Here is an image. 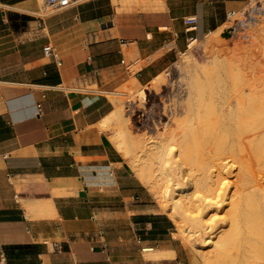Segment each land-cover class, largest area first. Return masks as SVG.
<instances>
[{
    "label": "crops",
    "instance_id": "obj_1",
    "mask_svg": "<svg viewBox=\"0 0 264 264\" xmlns=\"http://www.w3.org/2000/svg\"><path fill=\"white\" fill-rule=\"evenodd\" d=\"M124 1L41 21L35 0H0V264H187L103 124L133 66L147 80L246 0Z\"/></svg>",
    "mask_w": 264,
    "mask_h": 264
},
{
    "label": "rangeland",
    "instance_id": "obj_2",
    "mask_svg": "<svg viewBox=\"0 0 264 264\" xmlns=\"http://www.w3.org/2000/svg\"><path fill=\"white\" fill-rule=\"evenodd\" d=\"M113 1L115 3L117 2V0ZM35 2L37 4L35 10L29 13L30 16L38 19L36 17V12L39 10L43 0H35ZM120 2L122 3L123 0H120ZM100 5L103 6V4ZM67 12L68 11L57 13L53 16L47 17L45 20H48V18L51 17L63 18L65 16L66 18H68L72 15V13ZM229 23L230 22L226 21L225 17V23L220 28L206 35L201 40H195L194 43L189 46L188 50L180 52L170 61L163 60L162 63L149 71L146 76L147 80L137 78V71L140 68V63L133 66L131 68L130 78L126 80L120 87H118L114 91L113 95H111L114 103V108L111 114L107 116L103 124L105 128L110 129L112 139L114 137H117L116 135H118V128L121 126L123 130L122 137L124 138V150L121 151L123 152L121 154L126 164L132 169L135 175L144 184L147 191L146 198L149 200L152 208L156 211L161 212L171 220L174 227L173 231L176 232L175 234H173V236L182 240L184 246L186 247L187 254L186 252H184L183 257L187 264L188 262H190V264H255V262L256 264H264V251H261L264 250V232L262 233V231L264 230V197L262 195L264 194L261 192L259 194L258 188L256 189V191H254V196L252 197L253 199H249L251 197L250 194V197L248 195H244L245 199L248 200L246 201V204H244L245 199H243V201L242 198H240L241 200L239 201L246 205L244 206L246 208L241 205V202H238V204L240 203L239 205H241L245 209V211L249 213L250 218L247 217V219L244 216L243 220L240 216L244 213H247L244 211V209H241V206H238V208L240 209H237V206L234 204L233 208H231L232 204L230 202L226 203L228 199L223 200L219 198L220 194H223L229 187H231H228L229 184H232L231 182H229V179H231V181L234 180L233 173H230L228 175L227 172L226 174L228 175V181H225L223 183L222 188L220 189L218 194L212 195L214 197L217 196L218 198H214V200L210 201L207 204L202 203V205L200 206L203 213V218H201V223H198L197 221V225L199 228L198 231L200 232V235H198L195 233V229L192 226L190 227V225H186L185 222H182V224L176 222L170 214V209H173V202L177 199H180V191L188 190V193H192L191 195L195 193L193 192V185L187 179H183V175L180 176V174L178 176L179 179L175 177H168L169 181H171V183L168 181V183H170L169 186H173V189L171 193V189H169L170 187H168L170 193L168 192L166 194V197L164 198H167V200L164 201V198L161 199L157 197V195H155V192H153L149 188V186L146 185L145 182H143V178H141L143 177V175L142 171H140V167H146V171L150 168L154 170L159 167L158 154L150 153L149 155V150L147 149L148 146L146 147V145L145 151L141 150V140L146 144L151 137L155 140L161 139L162 132H164L165 134V132H169V130L171 129L165 128V126L168 125V122L172 124V128H176L177 120L184 117L183 115H179L177 119L175 118L173 120L162 117V98L169 100L172 99V97L173 99L175 97L176 99L180 97L179 93L181 91L178 90V88L179 85L181 86L184 82V74L182 75L180 73L182 69L176 66L181 67L182 59H186L185 61H188V67L189 69H191V73L193 74L191 82H193V84L195 85H198L196 86V89L200 86V88H198L199 91L197 92V96L206 101L209 97L212 100L218 99V94L220 95V92H222V90H224L225 88L230 89L232 86L231 84H233V82L235 81L234 79L236 78L234 75V71L241 66V69L243 71L248 69L247 67H249V64L251 65V68L257 69V74H260V77L258 75V83L260 86H264V16H262L259 21L250 29V37L248 39L240 38V36L233 38L231 36L224 37L223 32ZM60 24L61 22L57 23V25ZM200 69H202L203 71ZM205 70H207V72ZM196 72L199 73L198 77L194 76ZM233 75L235 78L232 77ZM242 77L244 78V76ZM243 78L241 81H243ZM209 80L210 82H208ZM235 85H237V83ZM155 86H157V88H154ZM201 91L203 92L201 93ZM174 94H176L177 96ZM200 94L203 97H201ZM210 94H213V96H210ZM210 98L209 100H211ZM211 103H213V101H209L208 105H214ZM118 108H122L123 110L121 119L116 113V110ZM156 111H158L159 113H157ZM142 113L145 114L144 119L142 118V120L139 121L137 117ZM148 115H151L152 118L150 117L149 119ZM213 115L214 114H212V117H210L211 119L209 120L216 119V117ZM209 116L206 117L209 118ZM146 117L148 118L146 119ZM208 118H206V121L208 120ZM207 127L210 129V131H212L213 128H215V130H213L214 132L218 130L217 127H215V125L211 123L210 125L207 124ZM210 131H208V133L206 131V133L211 134L212 132L210 133ZM206 136H204V138H206ZM213 136H215V134ZM222 137L223 135H221V138ZM146 138H148V140H146ZM207 138H209V135ZM261 146L260 151H262ZM174 164L176 163H173V165ZM262 169L263 170H259L261 172V177L264 174V166ZM257 177L258 176L254 177V179ZM260 180L261 179L259 178V183ZM175 186H177L178 188H175ZM259 186H262V184H260ZM196 194L197 193L194 194L195 198L198 197V194ZM247 197L249 198L247 199ZM225 198H227V196H225ZM230 204L231 207H229ZM234 206L236 208H234ZM239 210H241V214ZM238 214V218H241V220L239 219L240 222H237L235 224V222L232 221V216H237ZM245 220L248 221L249 224L245 222ZM251 224H254L253 227H251ZM236 225L237 229L239 228L238 230L235 229ZM246 225H249L247 226L248 229L246 228ZM256 226L259 230H255V228H257ZM203 233L204 235H202ZM246 233L249 234L247 235ZM261 233L263 235H261ZM258 248L259 251H257ZM238 254L239 256H237ZM250 254L253 256H251ZM240 256L243 258H241Z\"/></svg>",
    "mask_w": 264,
    "mask_h": 264
},
{
    "label": "bare ground",
    "instance_id": "obj_3",
    "mask_svg": "<svg viewBox=\"0 0 264 264\" xmlns=\"http://www.w3.org/2000/svg\"><path fill=\"white\" fill-rule=\"evenodd\" d=\"M126 1L130 5L127 6L129 8L132 7L131 4L133 5V3H135V6H141V8L145 9L164 8L163 0ZM194 41L195 39H192L189 45L191 46ZM185 60L182 59V65L180 63L181 67L176 66L182 69V71H178H181L180 73L182 75L184 74V82L181 86L179 85L178 88V90L181 91L179 93L180 97L178 99H176V97L173 99L172 97V99L169 100L162 98V117L172 120L175 118L177 119L179 115H183L184 117L177 120L176 128H172V124L168 122V125L165 126V128L171 129L169 132H165V134L162 132L161 139L155 140L151 137L146 144L141 140V150L145 151L146 145V147L148 146L147 149L149 150V155L150 153L158 154L159 167L154 170L150 168L147 171L146 167H140V171H142L143 177L141 178H143V182H145V184L148 185L153 192H155V195L161 199L166 197L169 189H171L170 191L172 193L173 186H169L171 181H169L168 177L178 178L180 174V176L183 175V179H187L193 185V192L197 193L198 195H196L198 197L196 196L197 198H195V193L191 195L192 193H188V190L180 191V199H177L173 202V209H170V214L176 222L180 224L185 222L186 225L188 224V226L190 225V227L192 226L195 229L196 234L200 235L197 225V221L198 223H201V218H203V213L200 206L202 203L207 204L214 200V198H218L217 196L214 197L212 195L219 193L223 183L228 181L227 176L230 173H233L234 175V180L231 181V179H229V182L232 184H229L228 187H231H229L223 194L219 195V198L223 200L228 199L226 203L230 202L232 204V207L231 204L229 207L233 208L234 204L237 206V209H240L238 206H246L244 204H246V201L248 200L245 199V196H249L250 194L251 197L249 196L250 198L247 197V199H251L254 196V191H256L257 188L259 189V194L260 192L264 194V174L261 177V172L259 171L263 170L262 168L264 166V86H260L258 83V75L260 77V74H257V69L251 68V65L246 63L249 67H247L248 69L245 71L241 69L242 66L238 69L236 68L237 70L235 71L233 70L235 72L234 75L236 78L234 75L232 77L235 78L234 82L237 81V85H235L236 83L233 82L234 86L231 84L233 87L231 86L230 89L225 88L222 90V92H220L221 94H218V99L212 100L208 96L211 100L208 98L206 101L197 96V92L199 91L198 88H200V86L196 89V86L198 85H195L193 82H191L193 74L191 73V69L188 67V61ZM205 71L207 72V70ZM194 76L198 77L199 73L196 72ZM242 76H244V78ZM242 78L243 81H241ZM208 82H210V80ZM154 88H157V86ZM202 92L203 91H201V93ZM200 96L203 97L201 94ZM210 96H213V94H210ZM209 101H213L211 104L214 105L209 106ZM122 111V108H118L116 110V113L119 115L120 119L122 118ZM156 112L159 113L158 111ZM212 114H214L213 116L216 117L215 120H209L211 119L210 117H212ZM144 116L145 114H143V119ZM206 116H209V118ZM148 117L150 119L151 115H148ZM148 117H146V119ZM142 118L139 119V121H141ZM206 118H208L209 121H206ZM210 123L217 127L218 130H216L217 132L215 131L216 133L213 131L215 128L210 131L208 128L209 126L207 127V124L210 125ZM206 131L207 133L208 131L212 133L207 134ZM213 133L215 136H213ZM208 135L209 138H207ZM221 135H223L222 138ZM116 136L117 137H114L112 141L116 145L118 151H123L124 138L122 137L123 130L121 126L118 128V135ZM202 136L203 138L206 136V138L203 139ZM146 140H148V138H146ZM260 146L262 151H260ZM173 163L176 164L173 165ZM227 172L228 175L226 174ZM256 176L262 180H260V183L258 182V177V179H254ZM168 181L170 183H168ZM260 184H262V186H259ZM168 187L170 188L168 189ZM175 188L178 187L175 186ZM225 196H227V198H225ZM262 196L264 197V195ZM240 198H242V200L245 199V201L243 200L245 202L244 204L239 201L241 200ZM165 200H167V198H164V201ZM238 202H241V205H239L240 203L238 204ZM243 207L241 209L246 208ZM234 208L236 207L234 206ZM239 211L241 214V210ZM246 213L248 215L244 213L240 217H242V219L244 216L246 218L249 217V213ZM238 217L239 214L237 216H232V221L235 222V224L241 220V218ZM245 222L248 223L246 220ZM253 225L251 227H253ZM247 226L249 225H246V228ZM235 229H237V225ZM256 229H258V227L255 228V230ZM263 232L264 230L262 233ZM262 233L261 235H263ZM202 235H204V233ZM259 248L257 251H259ZM237 256H239V254Z\"/></svg>",
    "mask_w": 264,
    "mask_h": 264
},
{
    "label": "built area",
    "instance_id": "obj_4",
    "mask_svg": "<svg viewBox=\"0 0 264 264\" xmlns=\"http://www.w3.org/2000/svg\"><path fill=\"white\" fill-rule=\"evenodd\" d=\"M88 0H43L39 10L36 12V17L44 21L47 17L65 11L73 6ZM264 16V0H246L239 9H232L226 13V21L230 23L226 27L231 28V36L248 39L250 37V29ZM43 50L46 55L57 57L58 53L50 43L43 45ZM40 106V105H39ZM138 115V119L143 117ZM58 249V244H54Z\"/></svg>",
    "mask_w": 264,
    "mask_h": 264
},
{
    "label": "water",
    "instance_id": "obj_5",
    "mask_svg": "<svg viewBox=\"0 0 264 264\" xmlns=\"http://www.w3.org/2000/svg\"><path fill=\"white\" fill-rule=\"evenodd\" d=\"M223 36L224 37H230L231 36V28L230 27H226L224 32H223Z\"/></svg>",
    "mask_w": 264,
    "mask_h": 264
}]
</instances>
